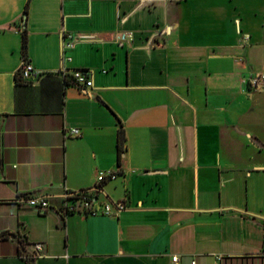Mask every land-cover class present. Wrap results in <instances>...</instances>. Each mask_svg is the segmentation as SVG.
Wrapping results in <instances>:
<instances>
[{
    "label": "crops",
    "instance_id": "obj_1",
    "mask_svg": "<svg viewBox=\"0 0 264 264\" xmlns=\"http://www.w3.org/2000/svg\"><path fill=\"white\" fill-rule=\"evenodd\" d=\"M259 72L264 0H0V264H264ZM68 191L114 213L63 216Z\"/></svg>",
    "mask_w": 264,
    "mask_h": 264
},
{
    "label": "built area",
    "instance_id": "obj_2",
    "mask_svg": "<svg viewBox=\"0 0 264 264\" xmlns=\"http://www.w3.org/2000/svg\"><path fill=\"white\" fill-rule=\"evenodd\" d=\"M67 39L62 42V50L73 47L76 38L71 35L66 36ZM125 37H130V34H127L120 37V39H124ZM67 59H70L67 57ZM61 75L65 79H70V81L78 86H82L84 88H89L92 86V79L90 78L88 71L84 69H65L62 70ZM32 75H36V72L33 66L27 62L23 61L22 67L19 74V79L21 81L28 80ZM248 86L252 90H259L264 88V73L259 72L252 75L248 79ZM65 136H77L79 134V129L77 128H66L64 131ZM117 173L113 170H98L96 174V180L98 183L105 182L106 179H115ZM27 203L29 206L34 208L39 212L46 211L49 207V201L46 197L38 194L30 195L27 198ZM125 207L124 202H118L116 204V210L123 209ZM60 214L66 216L70 213H81V214H105L110 215L114 213L113 206L109 202H100L97 200L96 196L92 194L90 191H81V192H71L68 191L65 193V201L61 205L59 209ZM31 250L29 253L32 257L38 256L41 254L43 250L44 244L41 242H34L30 244ZM261 254L264 257V231L262 237V249ZM174 261L177 260L176 256L172 258Z\"/></svg>",
    "mask_w": 264,
    "mask_h": 264
},
{
    "label": "trees",
    "instance_id": "obj_3",
    "mask_svg": "<svg viewBox=\"0 0 264 264\" xmlns=\"http://www.w3.org/2000/svg\"><path fill=\"white\" fill-rule=\"evenodd\" d=\"M22 51L23 53H25L26 51V32L25 30L23 31V34H22ZM124 136H123V132L120 131L119 133V140L120 142L123 140ZM24 257L29 260L30 258H32L31 254L29 252H27L26 254H24Z\"/></svg>",
    "mask_w": 264,
    "mask_h": 264
},
{
    "label": "water",
    "instance_id": "obj_4",
    "mask_svg": "<svg viewBox=\"0 0 264 264\" xmlns=\"http://www.w3.org/2000/svg\"><path fill=\"white\" fill-rule=\"evenodd\" d=\"M11 236H12V238H14L18 243H20L19 239H18L15 235L11 234Z\"/></svg>",
    "mask_w": 264,
    "mask_h": 264
}]
</instances>
